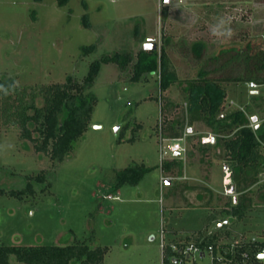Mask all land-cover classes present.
<instances>
[{"label": "rangeland", "instance_id": "374dc122", "mask_svg": "<svg viewBox=\"0 0 264 264\" xmlns=\"http://www.w3.org/2000/svg\"><path fill=\"white\" fill-rule=\"evenodd\" d=\"M221 1L189 7L187 0H171L168 7L163 0H70L63 6L57 0H0V79L29 85L63 82L68 76L82 81L93 61L117 52L135 56L149 41L158 50L161 45L167 49L179 78L161 91L157 72L134 81L132 64L121 70L114 62L103 63L92 87L97 100L90 124L62 161L36 152L18 128L0 126V189L20 190L30 180L35 190L23 197L0 194V243L86 242L108 248L100 264H160L162 225L169 240L203 231L264 244V165L257 174L235 170L229 194L221 142L211 150L212 157L202 158L201 169L198 163L191 165L195 174L188 179L179 167H164L171 182L161 190L160 118L165 145L187 133V152L197 150L202 131L212 129L186 110L189 81L222 48L243 47L248 41L264 45V0H232L237 5L231 6ZM196 41L206 43L201 60L191 52ZM90 44L96 48L83 53ZM243 70L244 62L238 60L214 76ZM221 85L227 91L223 114L244 109L252 126L264 120V84L251 88L241 80ZM261 152L264 157V146ZM178 156L184 166L187 155ZM172 158L169 153L165 161ZM134 165L152 169L137 184L118 189L117 171ZM41 171L43 181L31 179ZM236 187L245 191H234ZM207 190L210 202L197 201ZM242 195L249 198L250 209L238 218L226 208L232 197ZM10 262L26 264L15 255Z\"/></svg>", "mask_w": 264, "mask_h": 264}, {"label": "trees", "instance_id": "16d2710c", "mask_svg": "<svg viewBox=\"0 0 264 264\" xmlns=\"http://www.w3.org/2000/svg\"><path fill=\"white\" fill-rule=\"evenodd\" d=\"M70 0H57L59 6ZM164 1V0H163ZM167 14V7L162 11ZM83 22L90 27L88 15H83ZM96 48L95 44L83 47V53ZM206 43L196 41L191 52L196 59L205 55ZM244 62L241 74L219 75L228 65L235 61ZM114 62L121 70L132 64L131 79L139 81L145 74L157 72L161 91L167 90L178 81L177 71L172 64L167 49L161 45L160 50L141 48L135 56L131 52L105 55L90 64L89 71L82 81L68 76L63 82H51L42 85L19 84L14 78L0 79V126H14L19 129L20 138L30 140L36 152L48 154L52 160L62 161L75 148L78 140L87 130L96 103L92 91L95 78L103 63ZM244 80L257 85L264 84V45L248 41L243 47L231 46L222 48L218 54L210 56L200 68L197 78L189 81L186 87V110L199 117L215 134V144L221 142L226 149L227 165L232 173L253 171L258 173L264 165L261 149L264 146V120L252 126L246 110L237 109L223 114L222 109L227 98V91L221 82ZM42 104L39 105L38 101ZM180 156L167 160L164 167L171 171L175 167L178 173L183 170ZM152 167L144 165L127 166L118 170V189L125 183L137 184ZM31 179L43 181L44 171ZM34 187L29 180L20 190L0 189V194L23 197L33 193ZM234 191L244 192L245 188L236 187ZM250 209L246 195L232 197L231 205L226 210L243 218ZM227 234V233H226ZM215 238L217 235H209ZM107 247H92L86 242H75L66 245H8L0 243V264H12L10 256L26 264H71L78 259V264H100L104 260ZM253 259L264 252V244L258 241L249 247ZM17 264V263H15Z\"/></svg>", "mask_w": 264, "mask_h": 264}, {"label": "built area", "instance_id": "2783aa9c", "mask_svg": "<svg viewBox=\"0 0 264 264\" xmlns=\"http://www.w3.org/2000/svg\"><path fill=\"white\" fill-rule=\"evenodd\" d=\"M162 1V0H161ZM249 86L255 87V82H250ZM160 118V135H159V161L161 167L160 184L161 190L168 181V176L163 173L162 166L169 153H186L187 147L185 144V133L183 136L173 139V141L165 145V137L163 136V124L161 125ZM215 134L208 133L201 136L200 142L208 144L214 142ZM225 174L223 176V184L230 194L233 188L228 191L227 187L231 182V170L228 165H225ZM111 198L117 197L110 195ZM162 200V199H161ZM167 230L164 225L161 226L159 234V244L161 251L160 264H264L262 258L253 259V254L249 247L256 239L246 240L244 236L231 239L229 236H216L210 238L208 233L198 232L192 234L191 237H182L176 240L167 239Z\"/></svg>", "mask_w": 264, "mask_h": 264}, {"label": "crops", "instance_id": "0c3cea01", "mask_svg": "<svg viewBox=\"0 0 264 264\" xmlns=\"http://www.w3.org/2000/svg\"><path fill=\"white\" fill-rule=\"evenodd\" d=\"M187 1H189V4L187 6L193 7V6H201V5H204V6L205 5H210V3L214 2L215 0H209L210 2H206V4L205 3L204 4H199V1L200 0H187ZM204 1H208V0H204ZM164 2L166 4V6L172 7L170 5L171 0H169L168 2L166 0H164ZM221 2H223L222 5H227V6H231L233 4H236L235 2H232V0H222ZM202 133H201L202 134L201 136L206 135L208 133H213V132L210 131V130H208V131H202ZM214 146L217 147V145L215 144V140H214V142H211V143H208V144H202L201 143V147L199 146V148L197 150H190L189 149L188 152L185 153V155H187L188 159L187 160L185 159L186 161H185L184 166H183L182 178L188 179V177L189 178L191 177V174L192 173L195 174V171L192 170L191 165L192 166H198L199 165L198 166V169H201L200 168V166H201L200 165V161H202V158H204V157L207 159V158L212 157V155H214L215 152L214 151H211L212 149L213 150H216V147L214 148ZM200 148H201V151H200ZM178 155H180V153L174 154V157L175 156H178ZM197 163H198V165H194V164H197ZM224 168H225V166H224ZM202 180L203 181H207L206 179H203V178H202ZM170 182L171 181H167V184H170ZM200 194L202 195V196H200L201 199L200 200L197 199V201H203V203H209L210 202L212 192L209 193V191L207 190V191L201 192ZM117 197H118V195H117ZM201 232H203V231H201Z\"/></svg>", "mask_w": 264, "mask_h": 264}, {"label": "water", "instance_id": "95a60500", "mask_svg": "<svg viewBox=\"0 0 264 264\" xmlns=\"http://www.w3.org/2000/svg\"><path fill=\"white\" fill-rule=\"evenodd\" d=\"M167 2L169 1V0H166ZM144 48L145 49H157L158 48V45H157V43H155V42H147L146 44H145V46H144ZM253 120H257V117L256 116H254L253 117ZM191 131V130H190ZM259 257L260 258H264V252H262L260 255H259Z\"/></svg>", "mask_w": 264, "mask_h": 264}]
</instances>
